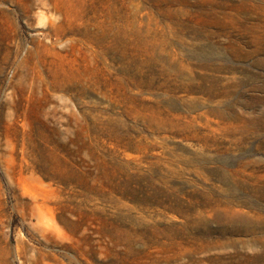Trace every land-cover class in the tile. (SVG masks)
Masks as SVG:
<instances>
[{
    "label": "rangeland",
    "instance_id": "rangeland-1",
    "mask_svg": "<svg viewBox=\"0 0 264 264\" xmlns=\"http://www.w3.org/2000/svg\"><path fill=\"white\" fill-rule=\"evenodd\" d=\"M263 46L264 0H0V264H264Z\"/></svg>",
    "mask_w": 264,
    "mask_h": 264
},
{
    "label": "bare ground",
    "instance_id": "bare-ground-1",
    "mask_svg": "<svg viewBox=\"0 0 264 264\" xmlns=\"http://www.w3.org/2000/svg\"><path fill=\"white\" fill-rule=\"evenodd\" d=\"M264 47V46H263ZM261 53V52H260ZM263 58H259L257 60H255L253 62V67L255 69H257L259 66H261L263 63ZM224 65V64H223ZM229 69V67L227 66H223L222 70L223 71H227ZM245 69V68H244ZM253 77H258L261 78L263 80V82L261 83H255L253 85H251V87L249 88L250 90L253 91V95H254V100H256V102H264V77L258 72V71H254L253 72ZM239 81V80H238ZM254 83V82H253ZM257 91V93H256ZM253 99V98H252ZM240 102V101H239ZM252 103V102H251ZM230 109V108H229ZM224 114V113H223ZM226 116V115H225ZM233 116V115H232ZM264 218V217H263Z\"/></svg>",
    "mask_w": 264,
    "mask_h": 264
}]
</instances>
